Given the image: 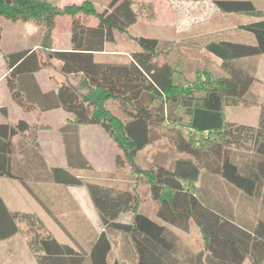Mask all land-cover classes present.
Returning a JSON list of instances; mask_svg holds the SVG:
<instances>
[{
  "label": "trees",
  "instance_id": "obj_1",
  "mask_svg": "<svg viewBox=\"0 0 264 264\" xmlns=\"http://www.w3.org/2000/svg\"><path fill=\"white\" fill-rule=\"evenodd\" d=\"M135 2L111 0L99 12L91 1L61 6L57 0H0V20L43 26L49 38L41 49L3 56L12 99L40 114L58 109L69 114L61 128L65 169L49 167L37 151V133L49 128L43 117L34 123L0 124V177L18 180L31 193L30 182L85 186L104 228L91 250L93 264H120L108 261L116 240L126 243L119 253L132 252L134 264H244L247 259L264 264V103L253 92L258 66L252 61L264 56V10L250 0H216L223 13L257 19L240 27L255 43L208 39L202 51H192L197 58L191 56L186 70L178 69L181 56L179 62L173 59L178 51L158 39L136 38L140 50L127 63L98 62L96 55L114 42L115 33H128L137 23ZM66 17L71 20V49L45 52L51 49L57 21ZM84 18L98 23L87 26ZM2 32L0 25V52ZM42 70L49 72L54 91L44 92L37 82L35 75ZM186 71L206 78V84L187 81ZM239 106L260 108L256 126L226 121L225 109ZM82 125L100 126L116 145L117 164L148 187L159 220L186 233L190 224L199 229V249L138 213L136 188L119 189L73 173L93 170L80 148ZM204 134L217 135L219 141L209 143ZM19 137L27 138L19 151L22 160L16 157ZM164 140L179 155L173 165L143 169L139 155ZM125 213L134 214L132 222L118 223ZM19 233L38 264H82L83 258L59 243L36 214L11 212L0 196V241Z\"/></svg>",
  "mask_w": 264,
  "mask_h": 264
},
{
  "label": "crops",
  "instance_id": "obj_2",
  "mask_svg": "<svg viewBox=\"0 0 264 264\" xmlns=\"http://www.w3.org/2000/svg\"><path fill=\"white\" fill-rule=\"evenodd\" d=\"M84 1L86 0H83L82 3ZM250 1L254 3L258 11L264 10V3L262 1ZM93 3L95 6L97 5L95 2ZM231 15L233 14L223 13L219 10V13L214 21H207L201 24L199 33L200 38L206 40L222 39L232 42L245 41L247 43L249 42L250 44H254L255 39L246 37V32L241 30L240 27L255 22L257 19L243 14L244 17H242L241 22H239L237 17H232ZM32 49L36 48L34 47ZM262 57L264 56L252 59V61L257 62L258 66L256 73L258 82L256 84H258L261 90L262 88L264 90V70L261 69V65L264 66V60ZM7 73L6 68L0 75V110L4 109L5 111V107H7L6 105H10L12 102V96L6 82ZM39 73L43 76L42 82L38 79ZM39 73H37L35 77L42 90L44 92L54 91L56 86L54 81L50 80L49 72L42 70ZM254 93L259 96L260 102L264 103V97H261L262 92ZM262 94H264V91ZM245 110L248 113H246L243 117L244 119H241L240 121L243 123L246 122L245 125L256 126L258 124L260 112L254 111L253 113H249V108H246ZM39 117H43L45 119L49 128L47 130H41L37 133V151L49 167L67 168L68 161L61 128L68 122L69 114L60 109L42 114L34 110V112L28 115V117L21 113L18 120L15 122L24 119V121L28 123H34ZM48 118L53 119L55 127L49 124ZM28 119H30V121H27ZM15 122H6L2 119V117H0V124H13ZM233 123L242 124L241 122ZM97 128L98 127L96 126L93 127L85 125L78 127L81 151L92 166L93 170L91 172L75 170L73 173L82 179H97L100 181L111 180L110 178H107L109 176L105 174L104 169H99V173L96 169V164L99 166L100 164L105 166L104 161H97L98 159H104V150L102 149L103 141L95 142L93 140H83V136L85 135H91L93 139L96 136H100L107 140L108 138L105 132ZM52 131H56L54 138L49 136V133ZM26 139L24 137L15 139L18 151L16 157L18 160H22V157L19 155V151L24 149L21 148L22 145L26 144ZM35 160L33 158V162ZM27 163L28 161H25V164ZM34 163L40 164L37 160ZM93 172L94 177L91 175ZM96 172L98 174H96ZM112 180L114 183L111 185L116 186L119 189H127L123 186L125 182L123 179ZM0 182L2 185L0 186V196L9 211L36 214L43 221L47 230L59 243L69 245L83 258L82 264H93L91 259V250L95 241L104 232V228L101 223L99 213L93 203L89 191L85 186H65L53 183L30 182L33 191L31 193L18 180L0 177ZM141 210L142 213H140ZM138 213L146 215L143 213V207L141 206L138 209ZM150 215L151 216H146L158 221L160 224H164L184 242L183 234L189 233L163 223L157 218L154 211ZM133 217V213L121 214L117 219V222L130 224ZM192 228L193 226L190 224V229ZM123 244L126 246V243L123 241H114L113 253L108 257L109 263L118 261L120 264H134V254L132 252L129 254L122 252L119 253L121 248H124ZM0 264H38V262L28 247L26 237L19 233L6 241H0ZM249 264H251L250 261Z\"/></svg>",
  "mask_w": 264,
  "mask_h": 264
},
{
  "label": "rangeland",
  "instance_id": "obj_3",
  "mask_svg": "<svg viewBox=\"0 0 264 264\" xmlns=\"http://www.w3.org/2000/svg\"><path fill=\"white\" fill-rule=\"evenodd\" d=\"M82 1L83 0H57V4L64 6L72 3L80 4ZM86 1L97 3V10L99 12H103L111 0ZM215 1L216 0H136L134 9L138 14L137 23L129 29L128 33H115L114 42L107 43L105 46V52L100 55H96L95 59L98 62L127 63L131 59V55L140 50L139 45L135 41L136 38L158 39L162 42L170 43L172 49L178 51L174 54L175 57L173 58L176 62H179L180 58L182 59V64H178V69H189V63L193 62L191 56L197 58V55L193 54L194 52L192 51H202L201 48H203L204 41H206V39L200 38L199 36L201 24L207 21H214L219 13V10L215 5ZM259 1L264 3L263 0ZM231 16L237 17L239 22H241L242 17H244L243 14L236 13ZM83 22L90 27H95L98 23L95 18H84ZM0 25L3 30L0 52V75L6 69V63L3 59L4 55L29 50L34 47L41 49V45L44 43L45 39L47 41L49 39L46 38V28L38 26L32 22L12 23L1 19ZM245 36L250 39H254V37L249 33H245ZM70 38V18L66 17L58 20L51 34V49H47L45 52H51L52 50L66 51L71 49ZM41 53L44 57H47V53ZM179 56L181 57L179 58ZM262 59L264 60V57H262ZM219 63L220 62L216 60L215 66ZM261 69L264 70L263 65H261ZM187 71L185 72L187 81L192 82L194 80H200V82H204V84H206V78L201 77L197 79L194 74L192 75ZM53 73L56 72L54 71ZM42 78L43 76L39 73L38 79L41 82ZM253 91L256 93H263L264 90L263 88L261 90L258 84H255ZM262 93L261 97L263 98L264 94ZM196 96H202V92L196 93ZM6 106V114L3 110H0V117H2V119L6 122H15L18 120L21 113L28 117V115L34 112V110L31 112L21 108L13 99L11 104ZM245 109L246 107L243 106L227 107L225 109L226 121L228 123L241 122L242 124H245L246 122L243 123L240 121L241 119H244L243 117L246 113H248ZM249 109V113H253L254 111L260 112L259 107H250ZM113 110L119 114L123 120L126 119V116L119 109H117V107H114ZM27 121H30V119ZM48 122L50 125L55 127L53 119L48 118ZM96 127H98L97 129L102 130L100 126ZM55 132L56 131L50 132L49 136L54 138L56 135ZM203 136L204 138H208L209 143L219 141V137L217 135L209 136L208 134H204ZM83 140H93L95 142L103 141L102 149L104 150V159H98L97 161H104L105 166L102 164H100V166L96 164V169L97 172L99 169H104L105 174L109 176L107 178L111 179L103 181L107 184H112L114 183L112 179H123V181H125L123 184L124 187L129 190L136 188V192L141 199L143 213L149 216H151L150 214H152L153 211L156 213L157 205H154V203L150 200L148 196V187L141 181V179L136 178V176H134V174H132L129 170L127 171L124 167H119L117 164L116 159L119 151L116 145L112 141L108 139L105 140L100 136H96L93 139L91 135H85L83 136ZM178 156L179 155L172 149L169 142L164 140L153 144L143 151L139 155L138 163L143 169L147 170L155 165L171 167ZM97 172L96 174L99 173ZM91 175L93 176L94 172L91 173ZM0 186H2L1 182ZM140 213H142V210ZM192 226L193 228L190 229L189 234H183L184 243H186L190 248L197 250L201 247L202 236L199 229L194 226V224H192ZM244 264H249L248 259Z\"/></svg>",
  "mask_w": 264,
  "mask_h": 264
}]
</instances>
